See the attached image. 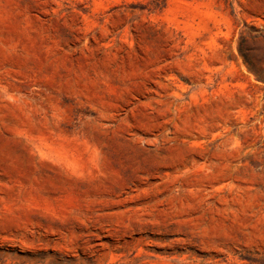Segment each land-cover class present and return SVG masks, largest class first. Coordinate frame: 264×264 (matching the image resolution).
<instances>
[{"label": "rangeland", "instance_id": "1", "mask_svg": "<svg viewBox=\"0 0 264 264\" xmlns=\"http://www.w3.org/2000/svg\"><path fill=\"white\" fill-rule=\"evenodd\" d=\"M0 264H264V0H0Z\"/></svg>", "mask_w": 264, "mask_h": 264}]
</instances>
